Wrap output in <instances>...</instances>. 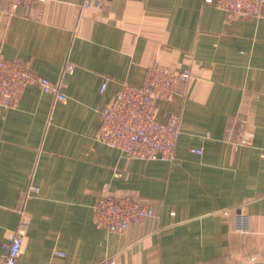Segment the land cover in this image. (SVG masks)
Returning <instances> with one entry per match:
<instances>
[{
  "label": "crops",
  "instance_id": "crops-1",
  "mask_svg": "<svg viewBox=\"0 0 264 264\" xmlns=\"http://www.w3.org/2000/svg\"><path fill=\"white\" fill-rule=\"evenodd\" d=\"M81 1L11 11L0 0V53L52 82L74 65L66 102L30 84L0 108V258L24 208L23 264H264V17L205 0ZM156 65L191 72L158 102L159 120L181 116L173 161L127 157L97 138L103 106ZM105 192L153 213L123 232L98 227Z\"/></svg>",
  "mask_w": 264,
  "mask_h": 264
},
{
  "label": "built area",
  "instance_id": "built-area-1",
  "mask_svg": "<svg viewBox=\"0 0 264 264\" xmlns=\"http://www.w3.org/2000/svg\"><path fill=\"white\" fill-rule=\"evenodd\" d=\"M11 11L21 6H32L43 0H4ZM103 0H82L80 6L87 8L98 5ZM215 4L229 15L264 17V0H205ZM74 65L68 62L62 69L60 80L38 75L23 59H8L0 53V108L17 106L25 89L30 84L52 93L61 102L68 96L64 91L65 79L73 72ZM191 75L189 69L173 70L160 65L147 69L143 84L135 86L123 83L114 98L101 109L102 121L97 134L100 142L121 150L127 157L144 160L173 161L181 131V116L169 113L166 120L158 118L159 101L172 100L181 82ZM108 78L100 91L104 92ZM237 142H243L240 138ZM192 151L201 153L202 149ZM31 189L38 191L37 187ZM18 227L2 243L5 254L0 264H23L24 238L29 225V215L24 208L19 209ZM153 213L149 204L132 196H116L105 192L94 205L95 223L98 227L113 232H123L131 224L143 223ZM237 230H248V218L244 213L238 215ZM57 254H62L56 251ZM100 264H116L113 258H106Z\"/></svg>",
  "mask_w": 264,
  "mask_h": 264
}]
</instances>
